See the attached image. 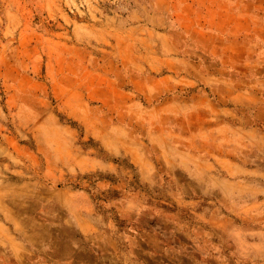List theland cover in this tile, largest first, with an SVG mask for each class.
<instances>
[{
	"label": "rangeland",
	"instance_id": "obj_1",
	"mask_svg": "<svg viewBox=\"0 0 264 264\" xmlns=\"http://www.w3.org/2000/svg\"><path fill=\"white\" fill-rule=\"evenodd\" d=\"M117 9L109 0H0V221L20 237L35 198L66 204L57 191L91 192L105 209L110 187L140 193V203L163 209L152 220L177 225L179 239L208 238L213 207L257 193L260 183L244 186L227 162L242 150L226 151L223 120L122 95L116 57L102 50H51L73 25ZM25 182L35 188L21 196ZM124 201L112 203L117 213ZM111 219L97 209L102 228Z\"/></svg>",
	"mask_w": 264,
	"mask_h": 264
},
{
	"label": "crops",
	"instance_id": "obj_2",
	"mask_svg": "<svg viewBox=\"0 0 264 264\" xmlns=\"http://www.w3.org/2000/svg\"><path fill=\"white\" fill-rule=\"evenodd\" d=\"M73 28L51 50H102L116 57L122 95L167 113L185 103L223 120L226 151L242 150L227 162L244 186L260 185L256 195L247 190L231 206L213 207L208 238L192 239L174 237L175 224L152 222L153 208L137 196L118 208L135 222L121 231L112 219L107 228L97 223L86 191H57L66 204L42 207L35 198L21 237L0 221V264H264V0H132ZM34 185L16 187L28 196Z\"/></svg>",
	"mask_w": 264,
	"mask_h": 264
},
{
	"label": "trees",
	"instance_id": "obj_3",
	"mask_svg": "<svg viewBox=\"0 0 264 264\" xmlns=\"http://www.w3.org/2000/svg\"><path fill=\"white\" fill-rule=\"evenodd\" d=\"M137 182L139 183V186H142V183H141L140 179H137ZM140 183H141V185H140ZM87 193L90 195V197H91V199L93 201V204L95 205L96 210L97 209L98 210H102L103 209L104 213L106 212L107 214H110V217L113 218V220L117 224V227L119 228V230L123 231V230H125L126 227H129L131 224H135V222H133V221L127 222L126 220L119 218L118 213L116 212L115 207L112 205V203L114 201H118V200H127V199H129V198H131L133 196H137V198H140L141 197L140 193L131 192V193L125 195L123 193V191H121L119 189H116V188L110 187L107 193L110 194L109 197H108V200L111 202V206L108 209H105L104 207L101 208L98 205L95 196L91 192H87ZM144 206L151 207V206L148 205V203H144ZM160 208H162V207H160ZM160 208H157V210H154V212H153L154 215L153 216H156L155 213H158L160 210H163V209H160ZM152 222H154V221L152 220Z\"/></svg>",
	"mask_w": 264,
	"mask_h": 264
},
{
	"label": "bare ground",
	"instance_id": "obj_4",
	"mask_svg": "<svg viewBox=\"0 0 264 264\" xmlns=\"http://www.w3.org/2000/svg\"><path fill=\"white\" fill-rule=\"evenodd\" d=\"M116 135H117V133H116V130H115L114 132H111V135H110V136H111L116 142H118L120 145H121V144H124V145H125V144H126V140H125L123 137H122V138L119 137V136L116 137ZM132 151H133V150H132ZM132 151H131V152H132Z\"/></svg>",
	"mask_w": 264,
	"mask_h": 264
},
{
	"label": "built area",
	"instance_id": "obj_5",
	"mask_svg": "<svg viewBox=\"0 0 264 264\" xmlns=\"http://www.w3.org/2000/svg\"><path fill=\"white\" fill-rule=\"evenodd\" d=\"M109 1L112 2V4H114L117 7H124L131 0H109Z\"/></svg>",
	"mask_w": 264,
	"mask_h": 264
}]
</instances>
